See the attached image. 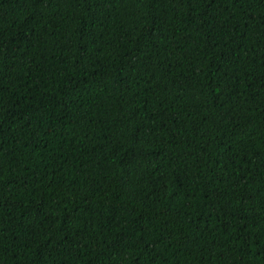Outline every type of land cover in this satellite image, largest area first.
Segmentation results:
<instances>
[{
  "label": "trees",
  "instance_id": "trees-1",
  "mask_svg": "<svg viewBox=\"0 0 264 264\" xmlns=\"http://www.w3.org/2000/svg\"><path fill=\"white\" fill-rule=\"evenodd\" d=\"M0 264H264V0H0Z\"/></svg>",
  "mask_w": 264,
  "mask_h": 264
}]
</instances>
